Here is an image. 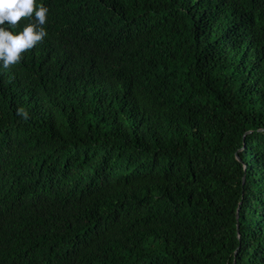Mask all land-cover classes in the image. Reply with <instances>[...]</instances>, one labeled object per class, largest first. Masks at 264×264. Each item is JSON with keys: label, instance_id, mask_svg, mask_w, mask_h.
I'll return each instance as SVG.
<instances>
[{"label": "trees", "instance_id": "16d2710c", "mask_svg": "<svg viewBox=\"0 0 264 264\" xmlns=\"http://www.w3.org/2000/svg\"><path fill=\"white\" fill-rule=\"evenodd\" d=\"M42 1L0 67V264H264V0Z\"/></svg>", "mask_w": 264, "mask_h": 264}, {"label": "clouds", "instance_id": "9594fccd", "mask_svg": "<svg viewBox=\"0 0 264 264\" xmlns=\"http://www.w3.org/2000/svg\"><path fill=\"white\" fill-rule=\"evenodd\" d=\"M61 14L62 4L57 2L48 5L38 0H0V67L16 63L24 50L32 48L46 35L42 27L45 21L57 24ZM32 17L35 23L23 26ZM18 113L26 115L22 109H18Z\"/></svg>", "mask_w": 264, "mask_h": 264}, {"label": "rangeland", "instance_id": "374dc122", "mask_svg": "<svg viewBox=\"0 0 264 264\" xmlns=\"http://www.w3.org/2000/svg\"><path fill=\"white\" fill-rule=\"evenodd\" d=\"M81 32L90 40H95L96 39L95 35L94 34H90L91 31H89V30H81Z\"/></svg>", "mask_w": 264, "mask_h": 264}]
</instances>
